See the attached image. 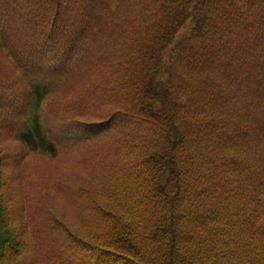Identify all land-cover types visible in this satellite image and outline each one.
Segmentation results:
<instances>
[{"label":"trees","instance_id":"trees-1","mask_svg":"<svg viewBox=\"0 0 264 264\" xmlns=\"http://www.w3.org/2000/svg\"><path fill=\"white\" fill-rule=\"evenodd\" d=\"M0 264H264V0H0Z\"/></svg>","mask_w":264,"mask_h":264}]
</instances>
